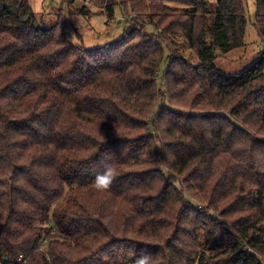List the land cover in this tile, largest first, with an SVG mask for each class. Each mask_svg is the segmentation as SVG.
<instances>
[{
    "label": "trees",
    "instance_id": "1",
    "mask_svg": "<svg viewBox=\"0 0 264 264\" xmlns=\"http://www.w3.org/2000/svg\"><path fill=\"white\" fill-rule=\"evenodd\" d=\"M94 1L126 16L97 48L0 0V260L264 264V52L214 62L244 45L246 0Z\"/></svg>",
    "mask_w": 264,
    "mask_h": 264
},
{
    "label": "rangeland",
    "instance_id": "2",
    "mask_svg": "<svg viewBox=\"0 0 264 264\" xmlns=\"http://www.w3.org/2000/svg\"><path fill=\"white\" fill-rule=\"evenodd\" d=\"M32 10L39 23L48 27L61 21L62 28L68 33L71 41L87 48H97L112 43L123 35L126 29V16L123 9L116 6L113 20H109L103 7L95 4L94 0H29ZM215 4L217 0H207ZM256 0H246L245 15L247 17L244 45L242 47L217 55L214 62L216 67L225 73H235L250 64L264 52V38L254 26ZM172 7L176 5H172ZM135 13H126L127 17ZM146 30L154 29L147 26ZM181 53L189 62H196L189 49L179 47ZM169 51L165 49L158 80L165 71L166 56Z\"/></svg>",
    "mask_w": 264,
    "mask_h": 264
},
{
    "label": "clouds",
    "instance_id": "3",
    "mask_svg": "<svg viewBox=\"0 0 264 264\" xmlns=\"http://www.w3.org/2000/svg\"><path fill=\"white\" fill-rule=\"evenodd\" d=\"M117 175L118 173L115 171V169L111 165H107L105 167V171L95 177L93 186L98 191H107L117 178ZM135 264H152V257L150 254L142 253L135 260Z\"/></svg>",
    "mask_w": 264,
    "mask_h": 264
},
{
    "label": "built area",
    "instance_id": "4",
    "mask_svg": "<svg viewBox=\"0 0 264 264\" xmlns=\"http://www.w3.org/2000/svg\"><path fill=\"white\" fill-rule=\"evenodd\" d=\"M46 245H47V241L43 240L40 243L39 250L42 252H45L46 251ZM5 262H10V260L6 257L4 258V260H0V264H4ZM17 264H24V261L22 259H18Z\"/></svg>",
    "mask_w": 264,
    "mask_h": 264
},
{
    "label": "water",
    "instance_id": "5",
    "mask_svg": "<svg viewBox=\"0 0 264 264\" xmlns=\"http://www.w3.org/2000/svg\"><path fill=\"white\" fill-rule=\"evenodd\" d=\"M216 54L219 55V56L222 55L220 51H217Z\"/></svg>",
    "mask_w": 264,
    "mask_h": 264
},
{
    "label": "crops",
    "instance_id": "6",
    "mask_svg": "<svg viewBox=\"0 0 264 264\" xmlns=\"http://www.w3.org/2000/svg\"><path fill=\"white\" fill-rule=\"evenodd\" d=\"M126 24V23H125Z\"/></svg>",
    "mask_w": 264,
    "mask_h": 264
}]
</instances>
